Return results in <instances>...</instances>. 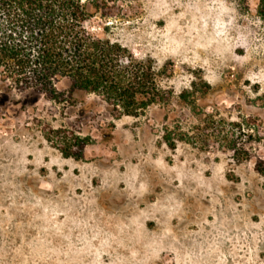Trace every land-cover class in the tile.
I'll use <instances>...</instances> for the list:
<instances>
[{"label": "rangeland", "instance_id": "obj_1", "mask_svg": "<svg viewBox=\"0 0 264 264\" xmlns=\"http://www.w3.org/2000/svg\"><path fill=\"white\" fill-rule=\"evenodd\" d=\"M107 5L89 28L170 99L116 117L0 79V264H264V0Z\"/></svg>", "mask_w": 264, "mask_h": 264}, {"label": "trees", "instance_id": "obj_2", "mask_svg": "<svg viewBox=\"0 0 264 264\" xmlns=\"http://www.w3.org/2000/svg\"><path fill=\"white\" fill-rule=\"evenodd\" d=\"M107 6V0H0L1 81L9 89H39L59 101L65 91L56 84L65 78L71 83L69 93L82 90L98 96L116 117L138 116L168 102L169 92L157 82L151 59H139L121 42L89 28L94 17L108 14ZM107 28L102 25L103 31ZM263 114L247 120L253 131L259 130L255 123L263 121ZM165 138L175 146L173 137ZM73 139L81 153L92 140ZM69 150L62 152L69 156ZM258 170L264 173V160Z\"/></svg>", "mask_w": 264, "mask_h": 264}]
</instances>
